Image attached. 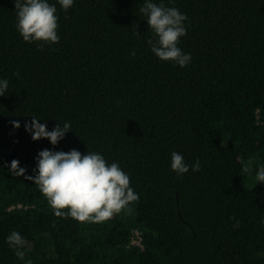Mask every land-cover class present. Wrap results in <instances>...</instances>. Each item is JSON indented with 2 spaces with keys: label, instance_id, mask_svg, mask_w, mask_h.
<instances>
[{
  "label": "trees",
  "instance_id": "1",
  "mask_svg": "<svg viewBox=\"0 0 264 264\" xmlns=\"http://www.w3.org/2000/svg\"><path fill=\"white\" fill-rule=\"evenodd\" d=\"M165 4L188 17L185 67L151 52L143 0L57 4L55 44L25 42L13 0H0V77L9 81L0 96V264H264V183L255 179L264 164V0ZM31 116L71 130L55 146L34 141L24 127ZM45 148L117 161L139 201L101 222L54 215L39 187L9 169L16 159L33 175ZM172 151L200 170L178 176ZM12 230L27 241L23 259L6 243ZM135 230L143 248L131 245Z\"/></svg>",
  "mask_w": 264,
  "mask_h": 264
},
{
  "label": "clouds",
  "instance_id": "2",
  "mask_svg": "<svg viewBox=\"0 0 264 264\" xmlns=\"http://www.w3.org/2000/svg\"><path fill=\"white\" fill-rule=\"evenodd\" d=\"M16 12V29L25 42L55 44L60 40L58 34L59 15L57 4L68 10L75 0H13ZM174 0H168L173 3ZM139 11L146 17L152 36L147 39L151 52L161 61H172L185 67L191 62L190 52L179 47L180 38L187 34V14L179 8L168 6L165 0H143ZM136 33V32H135ZM137 34V33H136ZM139 35V34H137ZM130 55L135 56L133 49ZM9 86L6 78L0 77V96H5ZM35 116L25 122V130L31 138H46L55 146L71 130V122L57 123L48 129L46 123ZM19 121H13V127L19 128ZM33 175H25L26 169L13 159L9 169L15 175H23L34 182L51 205L54 215L70 216L78 221L101 222L110 219L122 209L128 208L131 202L139 201V193L130 184V174L125 172L117 161L109 163L99 151H87L82 154L78 149L63 150L42 149L35 157ZM200 161L194 163L185 160L177 151L171 152L170 168L181 176L189 171H199ZM243 169L252 172L249 163ZM255 179L264 183V164L257 166ZM67 209V211H61ZM264 224V221H261ZM6 243L15 250V255L24 258L22 250L27 244L25 237L12 230L6 237ZM26 264H32L31 259Z\"/></svg>",
  "mask_w": 264,
  "mask_h": 264
},
{
  "label": "built area",
  "instance_id": "3",
  "mask_svg": "<svg viewBox=\"0 0 264 264\" xmlns=\"http://www.w3.org/2000/svg\"><path fill=\"white\" fill-rule=\"evenodd\" d=\"M131 245L132 246H138V247H141V248L144 247L143 238H142V235H141L140 231H138V230L133 231Z\"/></svg>",
  "mask_w": 264,
  "mask_h": 264
}]
</instances>
